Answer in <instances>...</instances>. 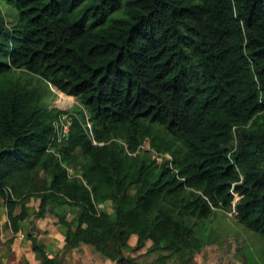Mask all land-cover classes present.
I'll return each mask as SVG.
<instances>
[{
	"label": "trees",
	"instance_id": "16d2710c",
	"mask_svg": "<svg viewBox=\"0 0 264 264\" xmlns=\"http://www.w3.org/2000/svg\"><path fill=\"white\" fill-rule=\"evenodd\" d=\"M0 199L15 235L38 199L114 264L132 236L188 264L217 210L264 241V0H0Z\"/></svg>",
	"mask_w": 264,
	"mask_h": 264
},
{
	"label": "rangeland",
	"instance_id": "374dc122",
	"mask_svg": "<svg viewBox=\"0 0 264 264\" xmlns=\"http://www.w3.org/2000/svg\"><path fill=\"white\" fill-rule=\"evenodd\" d=\"M49 86L50 90L45 96V104L49 109L68 112L74 111L79 106L75 97L72 100L63 98L57 88ZM59 101L65 103V106L59 105ZM63 120H67V116H62ZM88 127H91V124H88ZM139 152L144 158L154 159L159 164L163 161V157L152 149L149 140L143 142ZM167 158L169 159L168 156ZM39 205L38 199L29 201L31 217L21 223V231L15 235L17 239L14 243H6L11 236L10 233L4 236L5 241L0 238V264H41L28 237L29 234H33L38 242L47 246V253L50 258L55 259L56 264H114L89 246L83 245L75 250L65 249V229L57 225L58 218L55 214L35 218ZM105 208L109 213H113L111 204H107ZM60 212L57 211L56 214ZM235 217L228 211L217 210L211 222L206 225L204 234H200L206 242L203 249L196 253L188 264H248V256L253 258V264H264V241L239 224ZM72 218L73 215L69 214L68 219ZM3 227L4 225L1 224L0 228ZM137 242V236H132L128 245L133 248ZM151 244L147 241L145 247L138 252H133L129 248L127 254L138 264H160L159 254H166V252L158 250V254L148 253L147 250ZM179 262V258L174 256L167 257L165 261L166 264H179Z\"/></svg>",
	"mask_w": 264,
	"mask_h": 264
},
{
	"label": "crops",
	"instance_id": "0c3cea01",
	"mask_svg": "<svg viewBox=\"0 0 264 264\" xmlns=\"http://www.w3.org/2000/svg\"><path fill=\"white\" fill-rule=\"evenodd\" d=\"M0 225H4V227L1 229L0 228V238L5 241L4 239V236L7 234V233H10L11 236L10 238L8 239V241L12 238L15 237V241H16V236L15 234L11 231V229H8L7 228V225H8V217H7V210H6V207H5V204L3 203V201L0 199ZM5 228V229H4ZM65 239V238H64ZM7 241V240H6ZM65 241V240H64Z\"/></svg>",
	"mask_w": 264,
	"mask_h": 264
},
{
	"label": "built area",
	"instance_id": "2783aa9c",
	"mask_svg": "<svg viewBox=\"0 0 264 264\" xmlns=\"http://www.w3.org/2000/svg\"><path fill=\"white\" fill-rule=\"evenodd\" d=\"M89 128H91V127H89ZM68 129H69V126H65L64 129H62V130L58 133L59 140H61L62 137L65 136V134L68 132ZM230 214L233 215V216H235V215H236V211L233 210Z\"/></svg>",
	"mask_w": 264,
	"mask_h": 264
},
{
	"label": "bare ground",
	"instance_id": "6f19581e",
	"mask_svg": "<svg viewBox=\"0 0 264 264\" xmlns=\"http://www.w3.org/2000/svg\"><path fill=\"white\" fill-rule=\"evenodd\" d=\"M60 95H61V97H63V98H67V99H69V100H72V98H73L72 96L66 95L65 93H63V92H61V91H60ZM58 104L61 105V106H65V103H63V102H61V101H59Z\"/></svg>",
	"mask_w": 264,
	"mask_h": 264
},
{
	"label": "clouds",
	"instance_id": "9594fccd",
	"mask_svg": "<svg viewBox=\"0 0 264 264\" xmlns=\"http://www.w3.org/2000/svg\"><path fill=\"white\" fill-rule=\"evenodd\" d=\"M68 133V132H67ZM232 212V211H231ZM231 212H229V213H231Z\"/></svg>",
	"mask_w": 264,
	"mask_h": 264
}]
</instances>
